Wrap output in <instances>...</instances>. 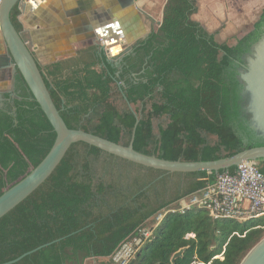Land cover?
<instances>
[{"label":"trees","instance_id":"trees-1","mask_svg":"<svg viewBox=\"0 0 264 264\" xmlns=\"http://www.w3.org/2000/svg\"><path fill=\"white\" fill-rule=\"evenodd\" d=\"M198 8L197 0H167L160 26L119 66L101 49L40 65L67 125L128 145L139 118L134 148L172 160H214L264 145L239 70L264 35V8L246 32L225 42L193 19ZM19 14L16 5L11 19L22 31ZM16 80L17 98L0 108V195L43 160L57 137L19 71ZM259 167L264 173V160ZM216 175L167 172L74 143L49 178L0 218V264L39 246L11 264H114L111 255L140 225ZM263 237L262 218H216L201 207L170 212L134 264H241Z\"/></svg>","mask_w":264,"mask_h":264},{"label":"water","instance_id":"water-1","mask_svg":"<svg viewBox=\"0 0 264 264\" xmlns=\"http://www.w3.org/2000/svg\"><path fill=\"white\" fill-rule=\"evenodd\" d=\"M27 1L1 0L0 24L9 49L7 60L10 63L13 62L16 70L21 73L30 91L53 125L57 137L50 151L36 167L31 166L23 177L3 190V193L0 195V218L5 216L41 186L60 164L71 145L77 142H85L131 162L172 173H193L200 171L219 173L221 170H229L234 166L237 167L241 162L246 160H264V145L246 148L234 155L219 159L197 161L165 159L153 154L140 152L134 148L135 131L139 118L135 122L132 138L128 145L117 143L83 129L70 128L51 96L33 48L23 37L22 31L17 30L11 19L13 8L17 5L23 11V5ZM119 32H121V28ZM119 34L122 36V33ZM100 49L105 52L108 61L111 62L112 59H117V64L119 65L126 55L134 51L133 47L127 44L125 38L118 42L112 38L109 39L105 35L102 37ZM117 50L119 51L116 52ZM122 51H125V53L119 54ZM248 62L245 70L241 72V79L245 85V96L248 101L247 109L251 114L252 126L260 136H264V35L254 46L253 55L249 57ZM237 172H240V169ZM41 247L39 246L16 259L2 264L14 263ZM184 251L185 248H181L175 252L171 258V262L174 263L178 257L183 255ZM134 261L132 264H134ZM241 264H264V237L249 251Z\"/></svg>","mask_w":264,"mask_h":264},{"label":"crops","instance_id":"crops-1","mask_svg":"<svg viewBox=\"0 0 264 264\" xmlns=\"http://www.w3.org/2000/svg\"><path fill=\"white\" fill-rule=\"evenodd\" d=\"M166 2L167 0H28L23 5V11L20 10L18 19L22 25L23 37L30 43L35 57L45 69L51 64L79 61L84 54L98 52L103 35L118 42L125 38L127 44L146 39L150 32L160 26ZM197 2L199 8L193 19L215 33L217 41L222 42L228 36L239 31L246 32L249 28L244 22L232 26L224 22L225 28H215L216 23L226 15L223 5L218 0ZM255 3L254 7L257 1ZM204 5L212 17L204 16ZM259 5L261 8L257 14L263 10L264 0ZM260 15L261 13L259 17ZM257 16L252 25L259 19H256ZM242 25L246 28L238 29ZM8 55V45L0 24V105L11 103L19 94L16 84L18 70L13 62L7 60ZM106 260L108 258H88L84 264H102Z\"/></svg>","mask_w":264,"mask_h":264},{"label":"built area","instance_id":"built-area-1","mask_svg":"<svg viewBox=\"0 0 264 264\" xmlns=\"http://www.w3.org/2000/svg\"><path fill=\"white\" fill-rule=\"evenodd\" d=\"M1 4V0H0ZM260 161L241 162L234 172L225 170L214 182L162 209L140 225L120 243L111 255L114 264H132L144 245L153 237L155 229L170 212L185 213L193 208H206L216 218L246 221L264 218V173ZM240 169V172L237 170ZM193 234H188L190 238ZM197 264V262H193Z\"/></svg>","mask_w":264,"mask_h":264},{"label":"rangeland","instance_id":"rangeland-1","mask_svg":"<svg viewBox=\"0 0 264 264\" xmlns=\"http://www.w3.org/2000/svg\"><path fill=\"white\" fill-rule=\"evenodd\" d=\"M219 3H221L224 7V12L226 13V15L223 16V20L219 21L218 23H216L217 25L215 26L218 28H225L226 27V23L224 24V22H227L232 25H235L237 23H242L244 22L247 23L249 25V27H251L252 25V21H254L255 17L257 16L256 19H258L259 14H257V11H259V8H261V6L259 5L261 3L262 0H218ZM255 1H257V5L256 7H254V5L256 4ZM204 4V3H203ZM259 5V6H258ZM258 6V7H257ZM203 10L202 12H204V16L205 17H212L209 16L210 14H208L205 5L203 6ZM254 7V9H253ZM255 10V11H254ZM244 20V21H243ZM246 27L244 25H242L241 27H239L238 29L244 30ZM237 32V31H235ZM242 31H239L238 33H240ZM237 34V33H235ZM231 36H228V38H226L225 40H221L222 42L227 41V39H229ZM260 168V167H259ZM264 220V218H262ZM237 221V220H234ZM242 222V221H241Z\"/></svg>","mask_w":264,"mask_h":264},{"label":"flooded vegetation","instance_id":"flooded-vegetation-1","mask_svg":"<svg viewBox=\"0 0 264 264\" xmlns=\"http://www.w3.org/2000/svg\"><path fill=\"white\" fill-rule=\"evenodd\" d=\"M151 33V32H150ZM149 35H147L146 36V38L148 37ZM137 42H134V43H128V45L129 46H131V47H134V45L136 44ZM122 53H125V51H122L121 53H119V54H121L122 55ZM249 59V58H248ZM111 62H115V64H116V66H119V64H117V59H112V61ZM248 61H247V63L246 64H244V63H241L240 64V67H239V70H240V72H242L243 70H245V68L247 67V65H248ZM4 106H6V104H2V105H0V108H3Z\"/></svg>","mask_w":264,"mask_h":264}]
</instances>
